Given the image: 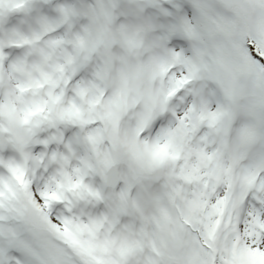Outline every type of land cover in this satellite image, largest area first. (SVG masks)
Wrapping results in <instances>:
<instances>
[{
	"label": "snow or ice",
	"instance_id": "obj_1",
	"mask_svg": "<svg viewBox=\"0 0 264 264\" xmlns=\"http://www.w3.org/2000/svg\"><path fill=\"white\" fill-rule=\"evenodd\" d=\"M0 264H264V0H0Z\"/></svg>",
	"mask_w": 264,
	"mask_h": 264
}]
</instances>
